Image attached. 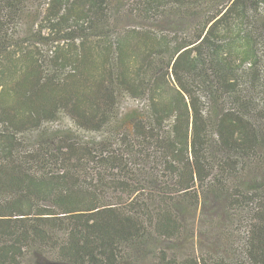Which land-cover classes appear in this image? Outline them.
<instances>
[{"label":"trees","instance_id":"16d2710c","mask_svg":"<svg viewBox=\"0 0 264 264\" xmlns=\"http://www.w3.org/2000/svg\"><path fill=\"white\" fill-rule=\"evenodd\" d=\"M13 1L0 0L1 18ZM79 2L38 0L28 38H15L13 22L0 27V264H21L28 247L49 252L56 264H230L155 250L148 227L163 239L180 237L175 207L180 199L198 203L195 186L210 176V130L231 151L260 145L263 131L246 128L247 118L258 123L264 117V73L254 71L248 5ZM169 13L199 20L173 32L158 29ZM126 14L148 25L118 33V17ZM121 94L136 101L143 118L133 122L142 135L129 150L132 157L96 148L93 167L79 172L75 143L23 146L19 129L40 128L62 111L98 137L120 116ZM156 198L151 209L148 202ZM246 238L253 259L264 264V224Z\"/></svg>","mask_w":264,"mask_h":264},{"label":"rangeland","instance_id":"374dc122","mask_svg":"<svg viewBox=\"0 0 264 264\" xmlns=\"http://www.w3.org/2000/svg\"><path fill=\"white\" fill-rule=\"evenodd\" d=\"M37 1L14 0L13 4L16 7L13 4L6 6V17L0 16L2 21L0 27L4 30L13 22L16 24L15 38H28ZM121 1L126 4L131 0ZM222 1L228 5L231 0ZM245 2L248 5L246 29L252 30L253 36L256 37L258 62L254 71L264 73V0ZM202 19L203 17L200 18ZM238 19L239 17L236 21ZM197 20L198 17L188 13L183 15L169 13L156 23V27L173 32L180 27L187 28ZM147 25L142 17L126 14L118 17L116 30L119 33L125 28ZM117 103L120 116L106 123L97 133L98 137L94 129L80 128L67 112L62 111L55 119H44L40 128L32 125L19 129L23 146L35 150L41 145L57 144L61 140L75 143V155L80 160L81 167L79 172H85L88 168L89 171L93 167L91 156L96 153V148L98 150L104 146L108 149L119 148L118 152L128 151L132 157L134 152L131 153L129 150L134 148V141L140 140L142 135L139 129H136L137 131L133 129V122L142 120V114L136 106V101L129 94L119 95ZM247 120L243 121L247 122L246 128L250 132L263 131L258 138L260 145H257L254 151L249 150L245 153L236 149L231 151L221 144L218 134L210 130L206 144L211 164L210 176L205 182L195 186L199 191L198 203L194 205L193 201L180 199L175 207L183 223L180 237L163 239L154 235L153 229L148 227L150 233L148 246L154 247L155 250L166 249L172 254L182 256L193 253L207 260L225 259L230 264H259L253 259L255 252L249 251L251 245L245 238L249 235L250 241L255 226L264 224L260 215L264 213V117L258 123L251 117ZM120 133L126 134L127 138L123 139ZM111 200L117 204L119 202L113 195ZM157 201L156 198V201L148 202V207L156 210ZM52 260L53 256L49 252L28 247L21 264H56Z\"/></svg>","mask_w":264,"mask_h":264}]
</instances>
